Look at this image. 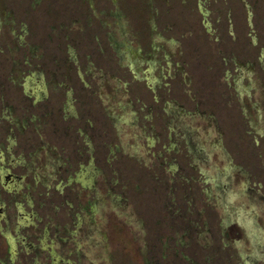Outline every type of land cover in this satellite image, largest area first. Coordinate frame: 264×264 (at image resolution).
Instances as JSON below:
<instances>
[{"label": "rangeland", "instance_id": "374dc122", "mask_svg": "<svg viewBox=\"0 0 264 264\" xmlns=\"http://www.w3.org/2000/svg\"><path fill=\"white\" fill-rule=\"evenodd\" d=\"M261 247L264 0H0V264Z\"/></svg>", "mask_w": 264, "mask_h": 264}, {"label": "flooded vegetation", "instance_id": "af4514ba", "mask_svg": "<svg viewBox=\"0 0 264 264\" xmlns=\"http://www.w3.org/2000/svg\"><path fill=\"white\" fill-rule=\"evenodd\" d=\"M33 78V77H32ZM40 79L42 80V82H43V77H40ZM26 80H28L29 82H30V79L27 77V79ZM34 83V82H33ZM37 83H39V82H37ZM261 249H262V247H261ZM264 249V248H263ZM262 249V250H263Z\"/></svg>", "mask_w": 264, "mask_h": 264}]
</instances>
